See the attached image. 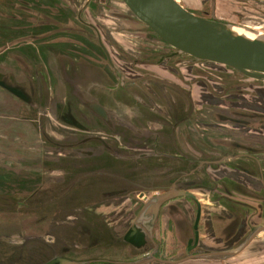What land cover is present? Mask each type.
Returning <instances> with one entry per match:
<instances>
[{"label": "rangeland", "instance_id": "obj_1", "mask_svg": "<svg viewBox=\"0 0 264 264\" xmlns=\"http://www.w3.org/2000/svg\"><path fill=\"white\" fill-rule=\"evenodd\" d=\"M83 1L12 0L5 4L6 9L0 8V16L5 18L7 22L15 20L20 25H26L25 28L18 26L19 31L16 29L13 33L12 30L8 36H4L5 33L0 31V80L8 85L22 86L27 96L33 99V104L29 105L27 101L14 96L0 86V264H38L54 252H61L62 248L65 247L68 250L64 252V255L79 261L123 262L128 258L127 249L120 247L122 242L115 241L109 234V229L112 227L111 221L99 215H107L108 213H103L101 207L98 208L97 204L91 205V203L101 200L100 190L116 188L118 180L113 174L122 173L123 177L133 180H135L136 174L134 175L132 171L126 173L125 169L120 167V162L109 153L104 152L99 155L94 154L91 158L84 160L85 163L90 161L84 167V171H91L90 174L88 177L71 184L69 179H65L64 171H70L72 174L77 171L71 169L74 167V161L70 157L82 155L81 152H78L79 148L55 147L46 142L44 137L40 135V132L44 131L52 140L60 144L72 142L70 141L72 139L70 132L73 127L59 120L54 107L60 104L58 106H61L62 114L68 111L69 99L76 95L73 85L78 84L80 85L79 90L85 91V84L90 85L89 82L87 83L88 79L90 82L92 80L94 84L101 76H99L101 71L97 66H103L106 63L105 59L102 58L103 55L95 52L98 47L94 37H92V31L76 18L75 12ZM182 1L192 9L209 8L208 0ZM2 2L4 1L0 0V7H5ZM214 6L216 16L223 21L264 30V0H214ZM115 8L129 15L126 8L123 7L122 9L117 5ZM115 10L106 7L105 10H99L92 14L93 17L94 14L95 16L97 14L101 20L96 22L101 24L99 26L105 32L103 42L112 59L115 63L119 62L121 66L124 63L123 68L128 72L127 77L130 79L141 78L140 73L143 72L142 79L149 72H156L162 77L161 83H165V85L171 83L173 88L180 89L181 92L187 90L189 113L198 111L200 115L203 114V118L199 120L195 116L191 117V120H195L194 123L199 122L197 123L198 126L195 124V129H198L195 133L200 137H203L201 136L203 132L215 136L212 127L214 123L219 122H216L211 114L216 109L224 110L229 114L247 115L250 109L255 107L260 112L257 122L259 120L264 121L263 79L244 76L229 70L227 67L209 63L187 62L186 65H179L178 61L184 59V56L181 55L176 56V58H165L164 62L167 65L181 67L182 80L187 84L179 81L178 77L168 71L169 68L165 69L164 66L154 64L134 67L132 64H127V61H131L133 58V56H129V49L136 50L137 48L139 50L143 46L142 39L136 35L131 38L130 32H124V30L131 31L134 28L132 22H125L127 19H119L117 26L115 25L114 19H112L116 15L114 14ZM87 15L89 16L88 12L83 11V18H86ZM139 25L136 24L135 27ZM10 34L18 35L17 38L13 35L10 39ZM37 39L39 42H35ZM62 44L63 46H61ZM34 47L36 48L33 54L31 52ZM64 53L65 55H63ZM44 55L49 63L44 61ZM26 56L28 57L26 58ZM153 57L155 58L156 55L154 54ZM86 72L88 73L87 76L85 75ZM110 72L113 75L111 70ZM108 80V84H102L109 90L108 92L99 93L100 90H91V93L93 97L98 94L103 95V102L111 105L114 110H118L115 109L116 106L109 100V97L112 101L118 100L123 94V88L115 89V81ZM181 84H184L186 88L181 87ZM124 95L126 97L127 93ZM125 97L122 96L121 99L129 103L130 100H125ZM179 97L180 95L174 91L172 94L173 101L179 103L177 101L180 99ZM75 98L74 101L77 105L78 97L75 96ZM81 106L78 105L76 110L82 109ZM173 108L174 114L178 111L181 112L180 115L185 113V110H181L183 106L181 108L180 105L174 104ZM57 111L59 112V110ZM71 111L74 112L75 110L71 109ZM122 111L125 112V110ZM146 112L151 118H155L157 115L154 109ZM77 113L79 112L77 111ZM252 114L255 115L253 112ZM222 115L227 117L226 114ZM240 116H234L238 120L236 122L245 124L243 127L237 125V132L238 130L245 131L247 118ZM227 119L232 121L230 118ZM75 120L82 124V129L85 131V133H78V137L83 135L96 137L94 128L100 129L98 125L82 123L79 118ZM119 122L115 120L113 124L118 125ZM257 122L254 124L259 126ZM172 123L174 124L175 121ZM234 123L232 124L234 125ZM152 126L151 124L150 128ZM168 127L170 128L169 123ZM155 128L161 129L160 126H155ZM221 128L225 132H229L228 138L221 133L219 137L220 146H214V144L206 141H211L213 137L203 138L206 141L205 152L215 151L216 154L214 155L218 156L225 150H236L233 144L227 142L230 139L236 138V141L242 145L249 143L246 136L241 137L231 132L234 127L230 128L225 125ZM117 129L120 131L121 127H117ZM152 130L154 129L152 128ZM258 134L264 135V131ZM127 136L131 137L132 133L130 132ZM256 143L259 146L264 144ZM87 144L95 145L96 142L89 139ZM240 147L245 148L244 146ZM57 154L58 156L61 155L60 159L51 163ZM206 155L212 156L209 153ZM258 155L263 157L264 151L257 153ZM165 162L166 160H162L161 164H165ZM156 164L158 163L156 162ZM126 165L129 166V163ZM54 166L55 168L58 167L55 171H53ZM134 167L138 168V163ZM172 171L180 172L181 169L173 164ZM262 174L264 176V172ZM43 176L48 177L49 180L50 177L59 178L60 176L61 178L64 176L65 180L62 181L61 185L58 184V180L55 186H52L41 183ZM176 177L180 178V174L176 175L173 181L176 180ZM65 191H70L71 194L67 195L68 192ZM172 201L176 202V199ZM19 203L23 206H17ZM99 203L102 205V202ZM178 207L180 208L181 204ZM173 223H176V219H173ZM248 233L249 228L246 230V234ZM246 234L237 241L235 246L244 240ZM177 245L174 233L168 229V254ZM250 252L244 249L236 256L228 258V261L223 262L224 260H221L219 264L243 263L245 261H240L241 259L253 258Z\"/></svg>", "mask_w": 264, "mask_h": 264}, {"label": "water", "instance_id": "obj_2", "mask_svg": "<svg viewBox=\"0 0 264 264\" xmlns=\"http://www.w3.org/2000/svg\"><path fill=\"white\" fill-rule=\"evenodd\" d=\"M88 1L89 0H84V2L79 6L76 18L80 20V22L87 24L88 27L94 30V33L92 32L93 33L92 37H94L95 44L105 56L106 60L108 61V64H110L111 68L114 71L115 77L117 78V84H115V89H119L121 87L123 88L125 86L124 84L125 79L119 67L113 63L108 48L104 44L98 29L96 28V26H94V24L90 22H85L81 18L80 15L81 10L88 3ZM118 1L129 12L130 19L132 20L133 18L136 23L140 24V26L142 25L141 27H143L145 32L150 34V37H152L154 43L165 45L169 48V52L167 55L159 54L158 52H156L155 55L156 56L159 55L158 60L156 61L158 65L163 64L162 61L164 57L176 58V56L181 55L184 56V59L178 61L180 62L178 63L180 65L181 64L186 65L187 62L190 63L199 62V64L209 63L211 65H220L223 67H227L229 70L236 71L237 73H240L244 76L264 80V30L218 21L214 19L213 15L211 16V18L197 16L191 13L190 11H188L187 9H185L184 7H182L176 0H118ZM140 38L141 39L145 38V35H141ZM140 49L142 50V48ZM135 53L139 54V51ZM27 57L28 56H26V58ZM87 74L88 73L86 72L85 75L87 76ZM88 82L90 83V85L85 84L86 87L85 91L79 90L80 85L78 84L73 85V89L76 95H74L73 98L69 99L68 111H65V113L62 114L60 111L61 106L60 107L58 106L60 104L55 105L54 110L59 120H62L67 125L72 126L73 127L72 129L81 130L78 131V133L80 132L85 133V131H83L82 129V124L81 123L79 124V122L75 119L79 118L82 121V123L85 124H88L87 121H90L92 125H98L100 129L94 128V130L97 131L96 133H94L96 137H92L95 139L94 141L96 142V144L95 145L87 144L88 140L86 135L78 137L77 143L71 139L70 141L72 142H67L65 144H60L52 140L44 131H41L40 135L44 137L46 142L52 144V146L55 147L64 146L65 148L69 147L70 149L79 148L78 152H81L82 155L70 157L74 161V167H72L71 169L77 171H75L73 174L70 171H66V170L64 171L65 179H69L71 181V184H74L76 181H79L84 177H88V175L90 174L91 171H84L85 170L84 167H86L87 164L90 163V161L85 163L83 162L84 160L91 158L94 154L99 155L100 153H104V152L109 153L114 157V159L120 162V167L121 168L123 167L126 173L128 171H132L134 175L136 174L137 176H139L137 177L135 175V180H133L130 178L123 177L121 175L122 173L113 174L114 177L118 180L116 182L118 183L116 188H110L109 190H103V189L100 190L99 193L101 200L91 203V205L97 204L96 206L99 208V206L101 205L99 202L105 204L108 201H113V199L115 200L119 199L120 201L126 200L125 204L129 203L132 206L131 210L134 212L133 220L131 221V223L129 224V226L122 235H114L111 230L112 227L111 229H109V234L111 235V238L114 239L115 241L117 240L122 242L121 243L122 246L120 247H125L127 249L126 255L128 256V258L123 262H108V264H151L154 262H156L154 264H174L179 261L190 258L225 260L227 258L237 255L241 250L245 248V246L252 239H254V237L258 236L259 234H264V225H256L250 227L249 233L246 234L244 240L238 246L234 245L220 250H213L207 248L195 250L199 242L198 222L201 214V204L198 201V199L195 197L193 193L189 192L187 189L179 187L176 182H175L176 184L172 182V184H170V186H167L166 188L160 187L159 189L161 190V192L159 194H153L155 187L152 186H154V184L160 183L161 181H164L165 179H168L169 175L171 174L169 173V171L172 170L169 169L170 167H166V164H161L162 160H168L169 158L166 152L160 151L159 149L160 146L158 147L159 139H156L154 137L156 135L158 136L159 133L163 134L165 132L152 130V128L148 126L149 122L147 123L146 126H141L140 128H136L133 125V122H129V123L119 122L120 123V124L118 123L119 126L114 125L113 121H115V119L113 120V118H115L116 115L120 114L119 109L121 108L120 104L119 105L117 104L118 100L117 99L113 100L114 102H116L115 105L116 107L115 106L114 107L115 109L118 110H114L112 106H109L111 108H108L109 104L104 103L100 99L101 94H98L95 97H93L91 90L98 91L100 90L98 88H104L106 91L109 90L106 89L102 84H98V82H95L93 84V81L91 80L90 82V79H88L87 83ZM141 85L144 86V84ZM0 86L6 89L7 91H9L14 96L27 101V104L29 105L33 104L32 97L30 98L27 96L22 86L8 85L2 80H0ZM93 87L94 89H92ZM99 93L101 92L99 91ZM75 96L78 97L77 105H76V101H74L76 100ZM122 96L125 97L124 94H122ZM134 97L140 98L137 95H135ZM131 98L132 97L126 95L125 100L128 101L129 99L130 100L129 103H131L132 105L124 101L126 107L122 109L125 110V112L121 110L122 112L121 115L130 117L129 115L132 116L134 113L141 112L142 114H144L142 115L144 118H149L150 115L148 112H146L148 111L147 106L143 104V102L135 104L131 101L132 100ZM99 100H101L102 102H100ZM109 100L112 102L110 97ZM188 103H189V99H188ZM78 105H82L81 106L82 109L76 110V107ZM155 107L157 108L156 109L157 115L155 118L152 119H156L158 121L159 123L158 126L162 124L164 126H160L161 128H164L166 130L174 129L176 127L175 125H177L178 122H175L173 124L172 123L173 120L171 121V118L174 116L177 117L179 115L178 114L179 111L176 112L175 114L174 112H172L173 115L171 117L165 116L164 118L162 115L158 114V113H162L160 111L161 108H159V106L157 105H155ZM188 108H189V104H188ZM71 109L72 110L74 109L75 111L72 112ZM57 110H59V112ZM77 111L79 113H77ZM88 112L95 113L96 117L93 115H92L93 117H91V115H89ZM248 113L247 115L246 114H240V115L246 116L247 118L246 121L251 119V121L255 122L258 120L259 118L258 114L260 115L259 111L254 113L255 115L253 117L256 118H252L251 116H249V115H253L252 112L250 114ZM222 114H226L227 117H224V115ZM185 115L186 116L190 115L189 110L185 112ZM240 115L229 114V112L226 113L224 112V110H220V109L214 110L213 114H211V116H213V119H215L216 122L217 121L220 122L221 125L220 127L227 125L230 128L233 127L236 128V130L238 128L237 125L243 127L245 124V123L236 122L238 120L235 119L234 116H240ZM227 118L232 119V121L228 120ZM233 122H235L234 125L232 124ZM168 123L170 128L168 127ZM217 124L219 123H214V126L211 125L213 126L212 128L214 129L219 128V131L222 133V135L225 134L224 136L228 138L227 137L228 133H224L223 128L220 129V127ZM117 127H121V130L119 131ZM107 129H109L110 131ZM142 129H147V131L146 130L144 131ZM233 129L232 131H234ZM150 130L154 132L148 133V131ZM130 131L131 133L133 131L136 132L137 133L136 136H131V137L127 136L128 134H130ZM221 133H217V134L219 135ZM162 137H163L162 140L165 141L164 135H162ZM144 138L148 139L149 142H147V144L141 142ZM215 139L216 138L213 137L211 141L214 142ZM216 140L221 141L219 139ZM227 142L231 144L229 140H227ZM215 143L216 142H214L213 144ZM118 145L119 147H121L120 145H122L123 148L117 149L116 146ZM225 145L230 146L227 144ZM105 146H108L107 151L106 150L103 151L104 149H106ZM252 151H255L253 153L261 152L264 151V147L256 148L253 149ZM58 154L54 159V161L51 160V163H55L56 160L60 159L61 155L58 156ZM212 156L215 157L214 160L212 161L206 160L203 163L208 166H213V165L215 166L220 161H222V158L220 157L221 155L215 156L213 154ZM247 156L249 158H254L257 160L256 156L254 157V155L252 156L251 154H247ZM79 160L80 162H78ZM156 162L158 164H156ZM128 163L129 166L126 165ZM136 163H138V168L134 167ZM57 168H55L54 166L53 171H55V169ZM122 171L124 172V170ZM183 172L184 170L182 171L181 169L180 172L176 171L173 173L175 176L178 174H180L181 176ZM59 178L50 177L49 180L48 177L43 176V181L41 183L47 185L51 184L52 186H55L56 182H58L59 180L58 184L61 185L62 181H64L65 179L64 176H61L60 178L62 179L61 181ZM67 192H66L67 195H69L70 191ZM148 195L150 196L148 197ZM177 197L189 198L193 200L195 204L196 211L192 223L193 236L190 237L187 241V244L183 252L184 256H181L175 260L172 259L162 260L160 258L153 256V252L155 248H157V244L152 238V231L154 224L156 222V218L160 206L165 202ZM17 206L22 207L23 204L19 203ZM97 207L96 209H98ZM99 215L106 219L108 217L107 215H103V214H99ZM115 223L116 222H113L112 224ZM152 249L153 251H151ZM67 250L68 249L66 247L62 248L61 252L59 253L54 252V254H52L50 257L44 259L38 264H86L91 261H94V260L79 261L68 258L64 255V252ZM192 251L194 252L191 254Z\"/></svg>", "mask_w": 264, "mask_h": 264}, {"label": "crops", "instance_id": "obj_3", "mask_svg": "<svg viewBox=\"0 0 264 264\" xmlns=\"http://www.w3.org/2000/svg\"><path fill=\"white\" fill-rule=\"evenodd\" d=\"M121 98L122 96L117 102L121 106L119 111L126 107L124 100ZM112 103L116 105V102L112 101ZM109 106L111 105H108V108H111ZM121 113L116 115L113 120L133 122L136 128L146 126L148 122V126L151 127L152 124L153 129L159 125L156 119L144 118L142 116L144 114L141 112L134 113L132 116L129 115L130 117L123 116ZM180 113L179 111L177 117L171 118V121L178 122L171 133H168V130L165 129V133H159L158 136L154 137L159 139L158 147L160 146V151H164L168 155L169 159L165 162L166 167L172 169L173 164H176L184 172L180 178L176 177V180L173 181L175 175L170 170L169 178L157 183L158 187L154 188V193L159 194L161 192L160 187L166 188L172 182H176L179 187L187 189L198 199L201 204V214L198 222L199 242L195 250L203 248L220 250L234 246L246 234L248 228L264 225V176L262 174L264 166L259 163L263 159L260 156L261 154L258 155L259 157L257 156V153H263V151L253 153L256 150L252 151V149L249 152L248 149L241 147L234 148L236 150L228 149L221 154L222 161L215 166H208L203 162L206 160L212 161L215 157L207 156L206 153L211 155L216 153L215 151L205 152L200 142L201 138L215 136H209L205 132L204 135L201 134L203 137H200L195 133L198 130L195 129V124L198 126L197 123L199 122L194 123L190 115L199 120L203 118V114L200 115L198 111L190 113L189 116H186L185 113L180 115ZM142 130L147 131V129ZM154 130L159 131L161 129L155 128ZM136 134V132H132V136H136ZM162 135H164L165 141L162 140ZM177 141L180 147L177 146ZM247 154L255 155L258 160L249 158ZM174 199H176V202L172 199L160 207L152 231V238L157 246L162 237L165 242V254L168 257H161L162 260H175L184 256L183 252L187 241L193 236L192 223L196 211L193 200L185 197ZM125 203L126 200L113 199V201H108L99 206L101 211H104L103 213H108L107 219L112 223L116 222L115 224L111 223V230L114 235H122L134 218V212L131 210L132 206ZM190 203L191 206H189ZM179 204H181L180 208L178 207ZM173 219H176L175 224ZM168 229L172 230L178 244L174 248L175 250L169 252L170 254L167 250ZM244 249L251 251L250 254L253 255V258H243L240 261L245 262H240V264H264V234L254 237ZM225 261H228V258L223 262ZM219 263H221L219 259L190 258L174 264Z\"/></svg>", "mask_w": 264, "mask_h": 264}, {"label": "flooded vegetation", "instance_id": "obj_4", "mask_svg": "<svg viewBox=\"0 0 264 264\" xmlns=\"http://www.w3.org/2000/svg\"><path fill=\"white\" fill-rule=\"evenodd\" d=\"M176 1L182 7H184L185 9H187L188 11H190L191 13H193V14H195L197 16H201V17H205V18H211V16L213 15L215 20L223 21L220 18H218L216 16V14H215L214 0H208V3H209L208 7L209 8H207V9H203V8L202 9H195V8L192 9V8L188 7L182 0H176ZM116 5L119 6L120 8L122 7V9H123V6L116 0H89L88 3L81 10V14L80 15H81V18L85 22H90V23L94 24V26H96V28L98 29L99 34H100V36H101V38L103 40L105 32H103V29L101 28V26H99L101 24L99 22H96L97 20H99V21H101V20L97 16V14H96V16L94 14V17L92 16V14L95 13L96 11L98 12L99 10H105L106 7L107 8L116 9L115 10L116 12H114V14H116V15H115L114 18L112 17V19H114V23H115L116 26H117V22L119 21V19H121V20L127 19L125 21H130L134 25L133 30H131V31L124 30V31L130 32V34H131L130 37L131 38H133L134 34H137L136 36H138L139 38H140L141 35H145V38H143L141 40V43L143 44V46H141L142 50L141 49H139V50L138 49L129 50L130 51L129 52L130 55L129 54L128 55L129 56H133V58L132 59L129 58V59H131V61L128 60L127 64H132L134 67L137 66V65H139V66H146V65H150V64L151 65H154V64L158 65V63L156 61L158 60L159 55L154 58L153 57L154 54H156V52H158L159 54L167 55L168 52H169V48L167 46H165V45L154 43V41L152 40V37H150V34L145 32L143 27H141L140 25L138 27H135V25L138 24V23H136L133 18L131 20L130 16L128 14H125L120 9L115 8ZM78 8H79V6H78ZM78 8H77V10L75 12L76 16H77ZM85 10L88 12L89 16L87 15L88 17L86 16V18H83L82 13ZM195 12H197V13H195ZM223 22H226V21H223ZM83 25L87 26V24H85V23ZM88 28L94 33V30L92 28H90V27H88ZM113 28H115V27H113ZM117 29H119V28H117ZM121 30H123V29L121 28ZM140 30H142V31H140ZM113 32H115V31L113 30ZM115 39L118 41L117 38H115ZM118 43L122 46V44L119 41H118ZM61 46H63V44ZM64 46H67V45L64 44ZM137 51H139V54L135 53ZM95 52H96V54L98 53L99 55L100 54L103 55V53L101 52V50L99 48H96ZM58 55H61V54L58 53ZM63 55H65V53ZM79 57L81 58V55ZM102 58L105 59V62L107 63V65L105 63L103 66H97L100 69V71H101L100 72L101 74L99 73V76L100 75L101 76L98 78V80L96 82H98V84H108V82H107V81H109L108 79H111V80L115 81L114 84H117V78L115 77L113 69L111 68L110 64H108V61L106 60L104 55H103ZM165 58H168V57H164L163 58V61H162L163 64L160 65V66H164L165 69L169 68L168 71H170L171 73H174L178 77V80L183 82V80H182L183 76H182L181 67H174L171 64H168V65L165 64V62H164ZM43 59H44V61L46 63H49V61H48V59H46L45 55L43 56ZM90 59H92V58H90ZM92 60H94V59H92ZM112 61H113V63L116 66L119 67V69L121 70V73H122V75H123V77L125 79V82H124L125 86L123 87V92L122 93L123 94L127 93L128 96L132 97L131 101L133 103L136 104V103H140V102L142 103L143 102V104H145L147 106L148 111L151 110V109H154L156 111L157 108L155 107V105H157V106H159V108H161L160 111L163 113V114L162 113H158V114L162 115L164 118H165V116L171 117L173 115L172 112L174 111V108H173L174 104H178V106L180 105L181 108L183 106V109H181V110L182 111L185 110V112H187L188 104H189L188 103V96H187L188 91L187 90H184L183 92H181L182 90L177 89V88H173L172 84L168 82V79H167V82L170 85H165V83H161L160 80H162V77H160V75L158 73H156V72H153V73L149 72L148 75L145 77V78H148V79H145V78L142 79V76H144V72L140 73L141 74V78L138 79L137 77L134 76L135 79H130L129 77H127L128 76V72H126L124 70V68H123L124 67V63L121 66L118 61H117L118 63H115V61L113 59H112ZM178 63H180V62H178ZM165 65H167V66H165ZM108 68L113 72V75H112V73L110 72V70ZM180 72H181V74H180ZM140 79H142V80H140ZM165 81H166V79H165ZM141 84H144V86L141 85ZM184 84H187V83H184ZM184 84H181V87L186 88V86ZM98 89H100L101 93H103V91H106L104 88H98ZM174 91L180 95V97H179L180 99L177 100L179 103H176L175 101H173L172 94L174 93ZM106 92H108V91H106ZM135 95L139 96L140 98H135L134 97ZM102 96L103 95L100 96V99L103 101ZM101 100H99V101L102 102ZM161 104H162L163 107L161 106ZM257 111H258V109L255 108V107H252L250 109V112H253V113H256ZM89 115H91V117H93L96 114L91 112V113H89ZM249 116H251L252 118H256V117H253L254 115H249ZM190 118H191V115H190ZM192 121L194 122V120H192ZM87 122H88V125L92 124V123H90V121H87ZM256 122L257 121H255V122L251 121V119L247 120L246 121V125H245V131L238 130V132H237L236 128L233 129L234 131H231L235 135H239L241 137L246 136V139L249 141V143L247 142L248 144L242 145L241 143L236 141V138L229 140L231 142V144H233L234 147L244 146L246 149H248L249 152H251L252 149L264 147V144H262V143H264V135H259L258 134L261 131H264V121H258L257 123H259V126L254 124ZM217 125L220 127V122ZM160 126H164V125L160 124ZM107 130H109V129H107ZM78 131H81V130L73 129L70 132L72 140L74 142H76V143H77V140H78V136H77L78 135ZM159 131L165 132V130H159ZM172 131H173V129H169L168 133H171ZM96 132L97 131H95V133ZM153 132L154 131H152V130L148 131V133H153ZM223 132L229 134L228 131L227 132L223 131ZM204 133L205 132H203L202 135H204ZM213 133L215 134L216 139H219L220 134L219 135L217 134V133H221L219 131V128H215L213 130ZM216 134L218 136H216ZM86 137H87L88 140L89 139L95 140L94 138H92L90 136H86ZM207 138L209 139V137H207ZM203 141H204L203 138H201V142L200 143H201V147L202 148L205 147V142L206 141L210 142L212 145L215 142V141L213 142V141L206 140L203 143ZM141 142H143L144 144H147V142H149V141H148L147 138H144ZM256 142H260L262 145L259 146ZM233 145H231V146H233ZM120 146L121 147H119V145H118V146H116V148L117 149L118 148L122 149L123 146L122 145H120ZM177 146L180 147V145L178 144V141H177ZM184 146L186 147V145H184ZM214 146H220V142L217 141L214 144ZM105 148L106 149H104L103 151H105V150L107 151L108 150V146H105ZM256 158L258 160V157H256ZM262 158H263L262 161H260L259 163H261V166H264V155H263ZM152 187H158V185L154 184V186H152ZM153 194H155V193H153ZM149 196L150 195H148V197ZM163 205L164 204H162L161 206H163ZM169 229H171V227H169ZM164 246H165V242H163V237H162V239H160V241L158 242L157 248H155V250L153 252V256H155L157 258H161V257L163 258L164 254H165V247ZM151 251H153V249ZM166 257H168V256H166ZM86 264H108V262L100 261V260H94V261H91V262L86 263Z\"/></svg>", "mask_w": 264, "mask_h": 264}, {"label": "trees", "instance_id": "obj_5", "mask_svg": "<svg viewBox=\"0 0 264 264\" xmlns=\"http://www.w3.org/2000/svg\"><path fill=\"white\" fill-rule=\"evenodd\" d=\"M2 1H4V2H2L3 3V5H5V4H7V2H9L10 3V1H12V0H2ZM0 8H3V9H6V5H5V7L3 6V7H0ZM29 24H30V22H29ZM28 23H27V25H29ZM40 25V27H42L41 26V24H39ZM20 27V28H25V26L26 25H20L19 23H17V21H15V20H13L12 22H7L6 21V19L5 18H3V17H1L0 16V31H3V33H5L4 34V36H8L9 35V33L11 32L12 33V30H13V33H14V31H16V29H17V27ZM18 31H19V29H17ZM22 30V29H21ZM1 33V32H0ZM1 35V34H0ZM11 36H9L10 37V39H12V37H13V35H15V37L18 35V34H10ZM17 38V37H16ZM14 40V39H13ZM39 42V40L37 39V40H35V42ZM16 43V42H15ZM35 48L36 47H34L33 48V51L31 52V53H35ZM31 49V48H30Z\"/></svg>", "mask_w": 264, "mask_h": 264}]
</instances>
